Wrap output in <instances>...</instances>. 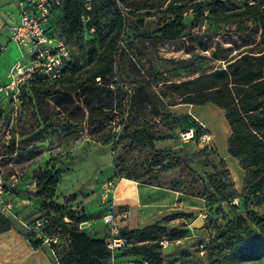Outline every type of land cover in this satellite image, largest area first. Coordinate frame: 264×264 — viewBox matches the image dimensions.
<instances>
[{
    "label": "rangeland",
    "instance_id": "374dc122",
    "mask_svg": "<svg viewBox=\"0 0 264 264\" xmlns=\"http://www.w3.org/2000/svg\"><path fill=\"white\" fill-rule=\"evenodd\" d=\"M134 1L149 5L164 2L167 5L171 0ZM230 1L231 4L244 6L248 0ZM142 12L128 16L124 37L126 54L116 63L113 81L121 86L122 82L130 85L138 79H149L153 92L163 95L168 104H177L180 98L167 93L162 87L163 81L181 82L223 67V59L237 55L239 51L236 48L244 50L247 42H256L253 45L255 49L260 46L259 33L252 30L251 22L232 27L215 22H197L194 25L192 13H188L184 20L186 33L190 35L170 41L162 36L161 16L145 17L141 15ZM54 22L53 38L63 40L59 19ZM248 27L249 32H245L244 29ZM86 37L89 38L88 35ZM4 40V49L0 54V87L11 81L12 67L23 60V51L18 45L15 42L7 44L8 40ZM67 44L75 62L80 67L85 66V54L80 51V45L76 46L74 40ZM43 91L50 96L41 105L29 100L22 101L21 98L13 103L0 94V145L8 144L9 140H14L17 145V154L1 161L6 190L3 201L13 205L17 219L10 218L17 228L26 233L25 225L33 221L36 215L42 214L39 211L41 202L34 197L40 172H51L59 178L49 202L65 210L85 213L100 225L104 224L102 218L107 209L103 202L105 184L110 181L117 183L129 177L141 183L176 189L193 197L203 194L211 201L212 205L207 206V210H197L195 214L188 215L196 217L192 222L181 219L171 224L175 227L170 230L180 231L182 236L188 237L170 242L169 247L165 248V253L171 255L167 261L176 258L178 261L175 264H207L199 252L204 238L192 237L191 228L194 232L207 229L206 217L214 226L222 210L217 200L213 201V198H221L215 194L216 182H233L239 189L244 175L238 161L228 153L230 126L224 112L212 104L172 106L161 117H155L148 111L139 119L131 117L124 133H121L122 130L119 133L120 140H116V137H112L111 125L102 129L100 121L75 123L60 111L57 100L70 96L63 86L53 84ZM115 91V109L123 114L126 103L119 101L118 96L122 93L119 87H115ZM193 117L206 126L209 138L184 142L181 134L193 123L190 119ZM223 157L232 177L225 175V163L221 161ZM232 188L233 185L228 190L230 195L239 196L242 193ZM30 196L34 198L35 205L20 207V203ZM248 210L263 214L264 206L251 201L237 209L225 206L222 212L226 219H232L238 215L246 216ZM50 214L57 215L55 210H50ZM198 219L204 221L202 228L194 226ZM172 254L175 255L173 258Z\"/></svg>",
    "mask_w": 264,
    "mask_h": 264
},
{
    "label": "trees",
    "instance_id": "16d2710c",
    "mask_svg": "<svg viewBox=\"0 0 264 264\" xmlns=\"http://www.w3.org/2000/svg\"><path fill=\"white\" fill-rule=\"evenodd\" d=\"M86 4V0H65L49 25L53 36L52 24L59 19L61 39L66 43L74 40L76 46L80 45L79 49L85 54L86 60L85 66L80 67L71 54L72 61L68 67L70 74L53 83L60 84L70 94L57 100L56 105L60 111L75 123L100 121L102 129L109 125L113 128V125L121 126L123 134L131 117L139 119L148 111L155 117H161L172 106L212 104L224 112L231 132L228 153L245 172L243 191L239 196L228 193L232 185L235 190L233 182L226 184L220 180L215 184V194L221 198H213V201L217 200L222 210L225 206L231 209L244 207L251 201L264 206V0H248L244 6L231 4L230 0H171L167 5L164 2L149 5L134 0H92L89 12ZM137 11H143L141 15L145 17L161 16L162 36L170 41L190 35L186 33L184 20L188 13H192L194 25L197 22H215L232 27L251 22L252 30L259 33L260 46L255 49L253 45L256 42H247L244 50L236 48L239 51L237 55L223 59V67L181 82L163 81V89L180 98L179 103L168 104L163 95L153 92L149 79H138L130 85L122 82L121 86L113 81L116 77V63L126 54L124 37L128 16ZM83 17H88L89 21L84 23ZM249 29L245 28L244 31L249 32ZM84 39L85 43L81 44ZM53 84L28 82L21 90L22 101L38 102L40 105L45 103L50 94L43 89ZM115 87H119L122 92L118 96L119 101L126 103L123 114L115 109ZM128 91L131 92L129 97ZM117 118H120V124H113ZM190 119L193 123L183 133L193 130V139L202 138L208 133L195 117ZM119 133L113 129L112 137L120 140ZM16 154L17 145L14 140L0 145V179L3 181L1 161ZM225 171V175L231 177L226 165ZM128 180L139 182L129 177ZM37 183L34 197L40 200L39 211L42 213L38 218L46 220V225L35 231L33 220L24 233L10 217L0 214V233L16 230L24 234L35 249L46 246L45 238L57 239V243L47 246L55 264H113V261L118 264L177 263L176 258L167 261L171 255L166 254L165 250L169 246L165 249L162 243L186 239L188 236H182L180 231L170 230L175 227L171 226V222L194 217L171 216L162 224L141 230L128 231L121 228L118 237L127 239L128 244L112 251L107 246L108 234L97 237L81 228L82 224L90 220V216L65 210L49 202L59 183L57 175L40 172ZM197 197L205 201L206 210L207 206L212 205L203 194ZM235 200H238V204L234 203ZM124 209L118 208V211L125 212ZM50 210H55L57 215L50 214ZM222 210L214 226L206 217L205 225L210 232V239L202 241L200 247L203 246L202 257L207 264H264V213L248 210L246 216L226 219ZM174 256L172 254V258Z\"/></svg>",
    "mask_w": 264,
    "mask_h": 264
},
{
    "label": "built area",
    "instance_id": "2783aa9c",
    "mask_svg": "<svg viewBox=\"0 0 264 264\" xmlns=\"http://www.w3.org/2000/svg\"><path fill=\"white\" fill-rule=\"evenodd\" d=\"M64 1L17 0L19 22L12 27L9 42H15L23 51V60L12 67L10 71L11 81L0 87V94L8 101L19 102L22 87L30 81L53 84L70 74L68 70L72 61L70 47L65 41L54 39L49 30L52 19ZM86 3V10L89 12L92 0H86ZM83 21L86 23L89 18L83 17ZM3 49L4 47L0 44V54ZM97 81H100V79H97ZM130 95L131 92L128 91L127 97ZM116 121L113 124H120V118H117ZM113 126L116 132L122 130L121 126ZM201 126L207 130L205 125L201 124ZM193 138V130L181 134V139L184 142L191 141ZM202 138L204 140L209 137L206 134ZM104 187L103 202L106 204L107 209L102 219L108 228L107 246L110 250L115 251L128 244L127 239L118 237L121 222L126 218V214L125 212H119L118 208L112 204L111 198L114 196L116 183L110 181ZM4 193H6L5 185L3 180L0 179V214L17 219L13 211V205L3 201ZM234 203L238 204V200H235ZM46 223L47 221L44 219L35 218L33 227L35 231H38ZM25 226L28 227V225ZM44 243L50 247L52 243H57V239L45 238ZM162 244L164 248L169 246L168 242ZM200 254L201 256L204 255L203 246L200 248ZM113 264L118 263L113 261Z\"/></svg>",
    "mask_w": 264,
    "mask_h": 264
},
{
    "label": "crops",
    "instance_id": "0c3cea01",
    "mask_svg": "<svg viewBox=\"0 0 264 264\" xmlns=\"http://www.w3.org/2000/svg\"><path fill=\"white\" fill-rule=\"evenodd\" d=\"M16 3L17 0H0L1 45L4 43V39L8 40L7 44L9 43L11 29L19 22ZM225 159L223 157L222 161H224L226 169L229 170L232 177V172L228 169ZM244 180L245 172L241 188L237 189L235 186L237 192L243 191ZM111 199L112 204L117 208H125L126 218L122 220L121 228L128 231L141 230L151 225L162 224L165 219L173 215H193L197 210L202 211L205 209V201L201 198L183 194L172 188L128 179H121L116 183V190ZM33 200L34 198L30 196L28 200H24L19 206L33 207L35 205ZM39 216L36 215L35 218ZM194 218L196 219V217ZM192 220L194 219H189L191 222ZM177 221L179 222V220H176L171 223L175 224ZM81 228L97 237H104L108 234V228L105 224L100 225L99 222L96 223L91 219L82 224ZM191 234L192 237L204 238V241L210 239V232L206 228L196 230V232L191 228ZM0 264H55V261L47 246L35 249L24 234L11 230L0 233Z\"/></svg>",
    "mask_w": 264,
    "mask_h": 264
},
{
    "label": "water",
    "instance_id": "95a60500",
    "mask_svg": "<svg viewBox=\"0 0 264 264\" xmlns=\"http://www.w3.org/2000/svg\"><path fill=\"white\" fill-rule=\"evenodd\" d=\"M194 226H195L196 228H202V227L204 226V221H203L202 219H198V220L195 222Z\"/></svg>",
    "mask_w": 264,
    "mask_h": 264
}]
</instances>
